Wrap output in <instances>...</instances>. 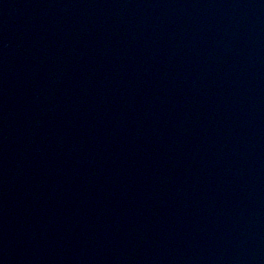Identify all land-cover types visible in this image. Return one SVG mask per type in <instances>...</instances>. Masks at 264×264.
Listing matches in <instances>:
<instances>
[{
    "label": "water",
    "instance_id": "water-1",
    "mask_svg": "<svg viewBox=\"0 0 264 264\" xmlns=\"http://www.w3.org/2000/svg\"><path fill=\"white\" fill-rule=\"evenodd\" d=\"M0 264H264V0H0Z\"/></svg>",
    "mask_w": 264,
    "mask_h": 264
}]
</instances>
